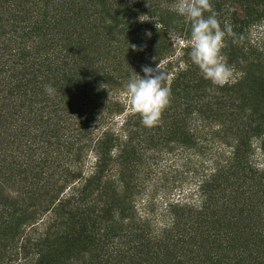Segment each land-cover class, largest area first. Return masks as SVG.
Instances as JSON below:
<instances>
[{"label":"trees","instance_id":"trees-1","mask_svg":"<svg viewBox=\"0 0 264 264\" xmlns=\"http://www.w3.org/2000/svg\"><path fill=\"white\" fill-rule=\"evenodd\" d=\"M173 3L0 0V264H264V0H211L242 37L223 87ZM143 66L171 89L153 128Z\"/></svg>","mask_w":264,"mask_h":264},{"label":"clouds","instance_id":"clouds-1","mask_svg":"<svg viewBox=\"0 0 264 264\" xmlns=\"http://www.w3.org/2000/svg\"><path fill=\"white\" fill-rule=\"evenodd\" d=\"M170 10L190 22L189 55L203 78L218 87L232 82L233 69L222 54V49L226 37H231L233 43H238L242 37H237L228 22L221 28L211 0H175ZM206 12L209 13L207 17L204 15ZM132 48L136 50L135 45ZM142 71L143 77L136 73L124 88L132 112L141 117L145 127L153 128L160 123L164 110L170 104L171 89L164 83L166 73L158 66H143ZM44 88L49 95L55 93L51 85H45Z\"/></svg>","mask_w":264,"mask_h":264},{"label":"rangeland","instance_id":"rangeland-1","mask_svg":"<svg viewBox=\"0 0 264 264\" xmlns=\"http://www.w3.org/2000/svg\"><path fill=\"white\" fill-rule=\"evenodd\" d=\"M251 37L257 40L264 48V20L260 24L252 27ZM178 192L179 188H173L172 194H177Z\"/></svg>","mask_w":264,"mask_h":264}]
</instances>
